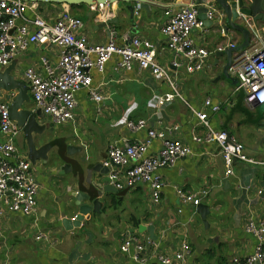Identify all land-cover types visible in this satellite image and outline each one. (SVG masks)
Returning a JSON list of instances; mask_svg holds the SVG:
<instances>
[{
	"label": "crops",
	"instance_id": "crops-1",
	"mask_svg": "<svg viewBox=\"0 0 264 264\" xmlns=\"http://www.w3.org/2000/svg\"><path fill=\"white\" fill-rule=\"evenodd\" d=\"M181 3L178 0H148V9L139 7L137 14L132 13V19L127 4L115 3L111 20L117 22H111L107 28L102 27L105 22L98 20V12L89 6H75L71 13L82 20L81 30L88 43L104 44L110 30L116 34L118 44H123L124 36L138 35L154 42L158 62L167 67L172 55L166 50L160 32L165 22L163 13ZM133 6L136 8L137 5ZM261 6L262 13L249 19L243 17L242 22L247 28V20L251 22V33L255 30L257 41L264 45L263 2ZM60 9L57 4L45 6L50 15L58 14ZM193 37L198 45L212 52L208 67L192 75L180 69L171 70L176 94L163 106L157 105L159 96L174 93L165 82L156 83L147 72L134 68L117 73L111 62L107 63L103 74L91 72L93 85L100 87L106 96L102 112L96 115L95 105L87 99L85 90H82L83 100L78 99L79 92L76 94L74 119L57 134L60 138L52 141L48 161L31 165L38 185L35 214L28 217L5 214L0 218V264H153L157 255L176 251L182 240L191 248L190 264H234V258L252 253L255 241L244 232V224L250 217L264 219L262 167L236 161L233 174L225 177L217 146L192 140L193 136L203 138L206 134L194 112L204 111L212 130L227 131L243 146L247 157L263 161L264 108L245 102L243 90H237L238 78L223 74L226 54L215 51L219 45L234 43L236 48L231 53V61L240 56L243 50H238L237 46L243 41L241 33L229 30L223 37L215 30L210 29L208 34L195 30ZM57 53L55 48L44 50L33 45L14 60L12 74L19 79L18 73L28 65H36L38 56H47L54 61ZM207 98L219 105L217 113L203 109ZM25 107L34 111L32 101ZM139 119L146 120L148 128L154 130L178 126L172 137L191 150L190 155L178 159L172 167L158 171L165 186L161 200L155 206L145 185L116 193H99L85 182L87 170L103 162L110 146L120 147L124 141L146 138V130L131 132L124 125L127 120ZM39 121L46 126L50 124L42 115ZM66 133L68 136L63 135ZM50 137L45 141L51 140ZM67 137L73 140L65 145ZM6 139L0 132V143ZM14 144L27 158L21 132ZM67 146H71L70 152L66 151ZM158 149L159 142L154 140L147 154H155ZM67 163L71 169L60 173ZM105 175L92 172L91 180L107 185ZM177 187L188 192L208 191L200 203L209 210L206 225L195 207L179 203L174 193ZM77 192L92 198L99 196L101 215L88 214L79 227L68 229L62 220H71L78 213L71 196ZM199 223L207 231L206 236L199 231ZM139 226H153L155 239H151L147 231L139 232ZM39 231L46 233L52 241L34 240ZM130 237L142 243L141 252H137L134 244L127 252L120 251L122 240Z\"/></svg>",
	"mask_w": 264,
	"mask_h": 264
},
{
	"label": "built area",
	"instance_id": "built-area-1",
	"mask_svg": "<svg viewBox=\"0 0 264 264\" xmlns=\"http://www.w3.org/2000/svg\"><path fill=\"white\" fill-rule=\"evenodd\" d=\"M46 5L47 3L31 1L0 0V69L9 66L33 45L41 46L44 50L57 49L54 61L47 56H38L36 65H28L18 73L19 79L27 85L34 111L39 110L56 127L73 121L77 107L76 94L81 90H85L87 99L95 105L96 115L101 114L106 96L100 87L93 85L91 72L103 74L110 62L117 73L136 68L147 72L156 83L165 82L174 94L159 96L157 105L163 106L176 94V84L170 77L171 70L180 69L187 75H192L208 67L207 62L212 52L195 42L193 32L199 30L208 34L211 29L223 37L227 34L224 16L214 0H206L203 5L197 4L196 0H188L175 9H166L163 13L165 22L160 27V32L164 37L166 50L172 56L165 67L158 62L156 45L151 40L138 35L124 36L123 44H118L116 34L110 30L104 44H90L82 33V20L71 13L70 6L57 4L60 5V12L50 15L45 10ZM135 5L137 6H134L133 12L137 14L141 5ZM200 6L206 9L205 19L212 22L210 27L198 17ZM89 9L98 12V20L106 22L113 18L109 5H92ZM247 24L250 35L254 37L250 39L248 48L231 61L227 73L238 78L237 90H243L244 100L248 105H262L264 45L257 41L255 30L251 33L252 24L249 20ZM235 47L234 43H228L225 46L219 45L215 51L222 52ZM203 109L215 114L220 108L207 98L203 102ZM194 114L199 126L206 129V134L203 138L193 136L192 140L217 146L225 177L233 174V164L238 161L261 165V176L264 179V160L254 161L247 157L243 146L227 131L212 130L204 111ZM124 125L131 132L146 130V138L124 141L120 147H109L106 158L101 163L108 169L105 175L106 184L116 192L145 185L150 201L155 206L159 204L165 186L158 171L172 167L178 159L190 155L191 150L189 146L172 137L178 126L154 130L148 128L146 120L143 119L127 120ZM0 132L7 138L0 143V218L5 214L33 216L38 185L30 162L14 144V139L21 131L10 119L5 101H0ZM154 140L159 142V149L155 154L149 155L147 149ZM174 193L182 206L196 207L207 196L208 191L201 189L188 192L177 187L174 188ZM244 232L255 241L253 251L242 258H234L232 262L264 264V219L248 218L244 224ZM34 240L48 243L52 241L42 231L34 235ZM133 244L137 252L143 250L142 243L130 237L122 240L120 251L127 252ZM191 252L189 244L182 240L176 251L157 255L153 264H190Z\"/></svg>",
	"mask_w": 264,
	"mask_h": 264
},
{
	"label": "water",
	"instance_id": "water-1",
	"mask_svg": "<svg viewBox=\"0 0 264 264\" xmlns=\"http://www.w3.org/2000/svg\"><path fill=\"white\" fill-rule=\"evenodd\" d=\"M20 1H31L47 4H66L68 6H76L84 4L86 6L92 5H111L115 3L127 4V11L129 12L130 19H132V13L134 6L133 4L140 3L141 8L144 10L148 9V0H20ZM206 0H196L197 4L203 5ZM178 2L187 3L188 0H178ZM217 7L221 10L224 16L225 30H234L241 33L243 41L237 46L238 50H244L248 48L250 44L251 35L249 29L243 25L242 18L255 17L257 14L262 13V2L264 0H214ZM198 17L203 20L207 27L212 25V22L205 19L206 9L202 6L198 9ZM111 22L116 23V20H108L102 24V27L107 28ZM236 48V47H235ZM233 49H225L220 52L226 54L227 63L224 67L223 74L227 77V69L231 64V53ZM14 60L9 66L4 69H0V100L7 102L9 117L16 125L20 128L21 134L24 138L26 145V156L31 165H35L37 161L46 163L49 159L48 151L50 144H41L40 140L46 131V124L40 123L41 113L39 110L31 111L26 108L25 105L31 103V98L28 94L27 85L20 79L13 76L14 71ZM49 126H52L50 123ZM36 139V140H35ZM71 146H67L68 152H70ZM70 164H64L60 173L65 170H70ZM92 172H96L102 175L107 174L108 169L104 168L102 164H96L91 166L86 173L85 182L91 185L94 189L101 192H112L116 193V190L108 185H102L101 182L95 183L91 180ZM71 196L74 198V205L78 208V213L71 220L63 219L62 224L65 228L79 227L83 221L84 216L88 214H99L101 215V203L99 196L92 198L89 194L82 192L72 193ZM197 214H199L203 224H207V216L209 213L208 207L204 204H199L195 207ZM138 231H147L151 239H155L153 234V226L145 227L139 226Z\"/></svg>",
	"mask_w": 264,
	"mask_h": 264
},
{
	"label": "rangeland",
	"instance_id": "rangeland-1",
	"mask_svg": "<svg viewBox=\"0 0 264 264\" xmlns=\"http://www.w3.org/2000/svg\"><path fill=\"white\" fill-rule=\"evenodd\" d=\"M113 6H114V4L109 5V9L112 10V11H113V8H114ZM83 20H85L84 17H83ZM19 56H22V55H19ZM19 56H18L17 58H19ZM83 93H84V92H83L82 90L79 91V93H78V99H79V100H83V99H84V95H83ZM94 109H95V108H94ZM94 112H95V110H94ZM63 135L68 136L67 133H66V134H63ZM69 137H71V136H69ZM69 137H67V138L65 139V145L68 144L69 142H71L70 139L73 140V138H70V139H69ZM46 138H48V134H47V133H44V135L42 136V138H41V140H40V143H42L43 141H45ZM35 140H36V139H35ZM198 222H200V220H198ZM115 225H116V224H115ZM198 229H199V231L202 233L203 236H206L207 231L204 230V228L202 227L201 223H199Z\"/></svg>",
	"mask_w": 264,
	"mask_h": 264
},
{
	"label": "flooded vegetation",
	"instance_id": "flooded-vegetation-1",
	"mask_svg": "<svg viewBox=\"0 0 264 264\" xmlns=\"http://www.w3.org/2000/svg\"><path fill=\"white\" fill-rule=\"evenodd\" d=\"M46 130H47V134H48V137L49 135H51V140H48V141H43L42 144L46 145V144H50V148H49V151L47 154H49V152H51L53 146H52V141L56 140L57 138H60L57 136V134L61 131H63V126L61 127H56L54 125L52 126H47L46 127ZM66 151H67V148H66Z\"/></svg>",
	"mask_w": 264,
	"mask_h": 264
},
{
	"label": "trees",
	"instance_id": "trees-1",
	"mask_svg": "<svg viewBox=\"0 0 264 264\" xmlns=\"http://www.w3.org/2000/svg\"><path fill=\"white\" fill-rule=\"evenodd\" d=\"M76 6H86V5H84V4H80V5H76ZM74 7H75V6H71L70 9L72 10ZM259 106L261 107V109L264 108V104L259 105Z\"/></svg>",
	"mask_w": 264,
	"mask_h": 264
}]
</instances>
